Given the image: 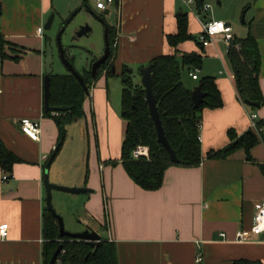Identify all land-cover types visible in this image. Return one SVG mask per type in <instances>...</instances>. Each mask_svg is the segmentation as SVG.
<instances>
[{"label":"crops","instance_id":"crops-1","mask_svg":"<svg viewBox=\"0 0 264 264\" xmlns=\"http://www.w3.org/2000/svg\"><path fill=\"white\" fill-rule=\"evenodd\" d=\"M218 1L219 5H227V10L214 13L207 0L211 4L207 19L224 20L233 26L236 37L252 33L258 41L264 95V0ZM0 2V32L11 43L5 49L7 57L0 51V144L21 159L9 172L0 165V225L9 224L8 236L3 238L0 234V264H43V214L47 206L44 173L58 140L55 120L45 115L48 41L52 42L56 58L54 37L45 25L52 14L56 19L71 12L81 0ZM234 7L240 12L245 10L240 35L235 27ZM95 9L98 10L96 6ZM181 11L189 13V31L201 43L198 37L203 14L198 13L196 3L116 0L103 11L104 16H115L116 75L107 77L103 73L97 79L84 102L86 116L68 126L78 127L83 137L84 143L75 157L77 167L83 166L82 171L68 173L57 166L51 176L57 183L92 190L85 192L82 222L101 237L116 242L119 264H232L237 259L264 264V234L244 241L236 239L239 231L252 229L256 206L264 200V138L251 150L253 160L243 149L226 159L208 157L210 151L231 143L230 130L238 135L250 130L253 113L258 114V120H264V104L254 108L241 98L228 58L230 43L222 34L207 46L194 39L176 47L168 42L167 35L178 31L177 13ZM177 50L203 55L199 78L194 79L185 69L184 84L195 89L203 76L215 77L224 104L203 111L202 163L197 167L170 166L160 189L145 190L120 161L127 120L122 117L123 88L113 94L117 98H112L110 80L122 78V70L127 67L132 70L135 83L141 84V68L154 57ZM103 54L99 51L93 57ZM23 118L41 123L39 140L23 132ZM6 174L9 178L3 180ZM86 225L79 230H85ZM199 253L202 261H198Z\"/></svg>","mask_w":264,"mask_h":264},{"label":"trees","instance_id":"trees-1","mask_svg":"<svg viewBox=\"0 0 264 264\" xmlns=\"http://www.w3.org/2000/svg\"><path fill=\"white\" fill-rule=\"evenodd\" d=\"M207 0H197L196 8L202 18L207 20L208 13L204 9ZM0 2V15L2 14ZM65 21L63 22V24ZM178 31L168 34V42L178 46L181 42L194 39L201 43L189 31V13H177ZM109 43L111 55L102 64L97 76L92 75V65L98 59L94 57L89 69L80 72L87 92L77 77L68 73L51 74V106H70L69 110L46 111L45 115L52 117L58 127V140L55 150L56 157L61 151L67 134L68 125L86 116L84 102L90 95V90L97 79L105 73L107 77L114 76V56L117 47V31L109 24ZM11 43L0 32V51L3 57L6 46ZM69 47H66L68 51ZM67 57L74 64V59L67 53ZM228 58L234 67L236 81L241 98L264 104V95L260 85L261 51L257 39L249 33L246 37H236L228 48ZM18 60V56L15 57ZM149 64H153V91L157 99L158 111L165 130V135L177 153L179 161H172L169 152L159 141L155 121L152 118L149 104L146 100V89L142 84L134 81L131 69L124 67L121 73L123 89L121 96L122 117L127 120L125 139L122 144L121 162L129 176L145 190L160 189L165 180L166 170L173 165L197 167L203 161L200 139L203 111L205 108L216 109L224 104L221 91L215 77L203 76L199 80L206 97L203 103L195 106L193 90L183 81V71H199L203 68V55L197 51L185 52L177 50L174 54H161L154 57ZM198 85V86H199ZM254 108H258L253 106ZM259 128L264 127V120H258ZM231 143L219 150H212L208 157L212 159H226L238 150H245L249 160H253L251 150L264 138V132L250 129L242 135L234 130L229 131ZM140 146L149 148V156H134V151ZM21 159L3 143L0 144V165L5 172L13 170ZM43 233L45 237L43 264L50 260L62 245L58 260L62 264H119L118 248L115 241L108 238L92 246L86 240L62 236L59 221L52 212L45 207L43 214ZM232 264H263L249 259H237Z\"/></svg>","mask_w":264,"mask_h":264},{"label":"rangeland","instance_id":"rangeland-1","mask_svg":"<svg viewBox=\"0 0 264 264\" xmlns=\"http://www.w3.org/2000/svg\"><path fill=\"white\" fill-rule=\"evenodd\" d=\"M213 8L212 12L217 13L223 12L227 10V5H219L218 0H208ZM89 6L93 11H95L97 14H102L104 10H96L95 9V1L94 0H88ZM80 9L79 12L73 17V19L67 23L66 30L62 37V42L65 47H69V50L67 51L68 55L72 57L74 60L75 68H77L78 71L83 72L84 69H89L91 65V61L94 58L93 54L97 55V53L100 51V53H104L106 48V42H105V27L104 24H102L96 16L89 10V8L86 7L85 0H81L80 6L72 10L71 12H65L62 15H58L55 21L53 22V27L48 30L51 35L54 37V43L56 48V58H55V64L54 69L56 73H68L67 67L63 64V62L60 59L59 56V50L57 46V35L59 30L61 29V22L67 21V19L70 17V15ZM233 13H235L236 16V30L240 32V29L243 27L242 21L244 18V11L240 12L237 7L232 8ZM218 18L220 16H217ZM50 18V17H49ZM106 20L111 24L115 25V16L113 14H108L105 16ZM61 24V25H60ZM86 24H89L92 27V31L89 35H84L80 37L79 39H74V34H72L73 31H77L81 28V26H84ZM141 71V69H140ZM138 73V72H137ZM185 76V71L183 72V77ZM110 86H111V93L112 98H117L118 95H113L115 93L121 92V89L123 88V78H118L117 81L115 79L110 80ZM121 88V89H120ZM76 122V121H75ZM74 122V123H75ZM73 124V123H72ZM70 124V125H72ZM69 126V125H68ZM81 126V125H80ZM78 127H67V134H66V141L58 154V156L53 161L51 168H50V179L53 183L64 185V186H76V185H67V184H60L53 180L54 175L51 176L52 171L57 168V166H60L68 171V173H75L78 170L83 169V166L81 168L77 167V160L75 157L78 155L79 149H81V146L83 145V137L79 133ZM81 187V186H79ZM87 197V193H77V194H71L69 192L60 191V190H54L53 191V206L57 213L62 216L64 220V225L67 231L70 232H79L81 228L85 227V223L82 222V216H85V209H84V203L83 201ZM79 230V231H78Z\"/></svg>","mask_w":264,"mask_h":264},{"label":"water","instance_id":"water-1","mask_svg":"<svg viewBox=\"0 0 264 264\" xmlns=\"http://www.w3.org/2000/svg\"><path fill=\"white\" fill-rule=\"evenodd\" d=\"M86 2V7L89 8V10L96 16V18L104 24L105 27V42H106V48L104 51V54L99 57L92 65V75L93 77L97 76V71L99 67L104 64L107 59L111 55V47L109 43V22L106 20L105 16L102 14H97L95 11L91 9L89 6L88 0H85ZM220 3V1H218ZM80 9L74 11L70 17L65 21V23L61 26V29L58 32L57 35V46L59 50V56L63 64L67 67V69L74 74L77 79L81 82V84L84 86L85 90L89 92V88L85 84L84 78L81 75L80 71L75 68V65L69 60L67 57V51L66 47L64 46L62 42V37L63 34L66 30L67 23L70 22L73 17L79 12ZM108 13V12H106ZM105 13V14H106ZM55 13L50 16L48 19L45 29L49 30L51 29L54 19H55ZM92 31V27L89 24H86L84 26H81L80 29H78L75 34H74V39H79L80 37L84 35H89ZM54 63H55V53H54V47L52 45L51 41L47 42V47H46V58H45V69H46V74H45V81H44V103H45V110L46 111H63V110H69L70 106H51L50 105V96H51V83H52V78L51 74L54 72ZM152 67L153 64H149L146 67L141 68V84L145 87L146 89V100L149 104L150 112L152 115L153 120L155 121L156 128H157V133H158V138L159 141L163 144V146L167 149V151L170 154V157L172 161H179L178 156L174 148L171 146L169 140L167 139L165 135V130L162 124V120L158 111V104H157V99L153 91V76H152ZM113 71H115V66H113ZM206 97V93L202 89V85H199L193 90V100L195 103V106H199L201 103L204 102ZM246 103L252 106H260L261 104L259 102L251 101V100H246ZM56 158V152L52 153L50 156L48 162L46 163L45 166V173H44V182H45V187H46V192H47V207L48 209L52 212V214L57 217L59 221V227H60V233L62 236H70L73 238H78V239H83L92 244V246H95L98 244L101 240L102 237L99 232L94 230L91 226L86 225L85 230L79 231V232H70L67 231L64 225V220L61 215L57 213L53 206V191L54 190H60V191H65L69 192L71 194H77V193H85V192H90L92 191L88 187H79V186H64V185H59L56 183H53L50 179V168L53 163V161ZM264 234V233H263ZM62 251V245L58 247V249L55 251L53 254L50 263L49 264H58V256L60 252Z\"/></svg>","mask_w":264,"mask_h":264},{"label":"built area","instance_id":"built-area-1","mask_svg":"<svg viewBox=\"0 0 264 264\" xmlns=\"http://www.w3.org/2000/svg\"><path fill=\"white\" fill-rule=\"evenodd\" d=\"M96 8L98 10H106L110 5L114 4L116 0H94ZM187 4L192 5L195 4L197 0H184ZM211 4L206 3L204 9L206 11L210 10ZM222 34L224 39L231 43L235 39L233 26L227 23L224 20L217 19H202V31L199 34V41L203 46H207L211 43L213 38L217 35ZM191 75L194 79H198V71H192ZM252 123L251 129H254L258 132L262 131V128L258 126V114L253 113L251 115ZM21 127L23 132L32 138L33 140H39L41 135V123L39 121L32 120L30 118H23L21 120ZM134 156H149V148L146 146H140L138 149L134 151ZM9 175L6 174L3 176V180H7ZM257 211L255 217V224L253 225L250 231H239L237 233L236 239L238 241H244L249 239L251 236H259L264 233V200L257 204ZM9 224L3 223L0 225V234L3 238L8 236ZM223 236L225 234H222ZM202 254H198V261H202ZM58 264H62L60 260L57 262Z\"/></svg>","mask_w":264,"mask_h":264},{"label":"flooded vegetation","instance_id":"flooded-vegetation-1","mask_svg":"<svg viewBox=\"0 0 264 264\" xmlns=\"http://www.w3.org/2000/svg\"><path fill=\"white\" fill-rule=\"evenodd\" d=\"M68 50H69V48H68Z\"/></svg>","mask_w":264,"mask_h":264}]
</instances>
